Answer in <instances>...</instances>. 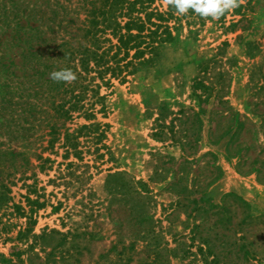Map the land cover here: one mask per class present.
I'll use <instances>...</instances> for the list:
<instances>
[{"label": "rangeland", "instance_id": "1", "mask_svg": "<svg viewBox=\"0 0 264 264\" xmlns=\"http://www.w3.org/2000/svg\"><path fill=\"white\" fill-rule=\"evenodd\" d=\"M88 2L0 0V180L10 198L0 205V264H211L207 252L240 245V253L264 254V181L248 173L253 159L264 160V0H244L243 16L232 10L222 21L175 11L165 24L179 35L176 44L145 54L151 61L129 74L82 72L77 82L86 89L63 95L70 103L80 95L82 108L51 119L50 134L39 103L18 96L35 84L24 79L33 65L26 50L37 46L29 27L43 26L41 37L52 39L59 71L62 58L78 57L75 44L66 46L71 57L59 44L82 36ZM99 39L112 60L116 39L108 30ZM235 118L243 126L230 141L223 134ZM238 149L246 158L239 166L229 156ZM201 198L207 204L194 206ZM210 204L226 208L232 222L218 223ZM245 212L253 220L238 226ZM232 232L241 240L231 245ZM250 264H264V255Z\"/></svg>", "mask_w": 264, "mask_h": 264}, {"label": "trees", "instance_id": "2", "mask_svg": "<svg viewBox=\"0 0 264 264\" xmlns=\"http://www.w3.org/2000/svg\"><path fill=\"white\" fill-rule=\"evenodd\" d=\"M97 0H89L88 4H90V10L86 14L84 21L87 22V25H84L83 34L78 39L73 42L68 43L65 40H61L59 47L62 48V57L65 56V52L71 57L74 53V48H66L68 44H75V47L79 48L76 59H66L62 58L63 63H65L61 69H71L76 74V80L72 83H64V82H55L51 79L50 74L56 69L51 60L53 57L52 48V39L50 41L47 40V37H41L42 32H40L39 28L42 30V27L36 26L37 28L29 27L35 35V40H37V46H29L28 50H26V54L29 58L33 59V65L31 67V74L26 76L24 79L28 82H35L33 87H28L23 90V92L19 93V99L24 105L33 106L34 103L37 102L40 105V110L43 114H46V124L49 125L51 119H69L70 111L81 109L82 106H79L82 97L75 96L73 97V101L70 103L68 100H64L63 95L68 93L70 87H77L79 89H86L87 85H83L82 82H77L78 80H82L84 76L90 72H94L98 75V77L102 78L106 72L110 71V76H119L122 71H126V74L137 71L139 67L144 66L149 63L152 59L153 53L158 49V47L164 44H176L179 40V35L177 33L172 34L171 29L165 23L173 17V13L176 9L172 5H167L166 10L161 12L154 8H150L153 0H98V3L95 2ZM243 8L242 5L234 9L235 14H241L243 16L244 12H241ZM187 14H196L191 9L187 12ZM228 12H225L224 15L220 16L217 21H222L225 18V15ZM211 17V16H209ZM154 18V20H151ZM20 29H24L21 26L18 27V31ZM45 29V28H44ZM49 29V27H48ZM51 30V28H50ZM109 31V34L112 35L116 39L115 45H113L115 52L112 55V60L105 58L107 55L106 50H101L100 47L96 43L100 40V34ZM176 28L173 29V31ZM18 31H14L16 34ZM53 31V29H52ZM18 35V34H17ZM81 37H84V45L81 43ZM17 37H15L16 39ZM53 38V37H52ZM86 42V43H85ZM51 43V44H50ZM129 50H133V54L129 60H127L123 64H119L128 54ZM122 51V56L118 59H114L117 57L118 53ZM152 54L145 58V54ZM76 60V61H75ZM11 63V62H10ZM11 65V64H10ZM131 67V69H128ZM78 68V69H77ZM82 72L84 74L82 75ZM92 78V77H91ZM90 78V79H91ZM33 80V81H32ZM90 83V80L89 82ZM6 92L11 89L13 83H7V81H3L2 84ZM38 86V88L36 87ZM37 88V91H36ZM203 89H207L206 87H202ZM30 90V91H29ZM8 94V93H6ZM204 96V99L207 100L210 96V92L206 94L196 95V98L199 100ZM13 97L10 93L6 96L7 99H11ZM99 97V96H97ZM35 99L34 103L30 101V99ZM5 99V98H4ZM100 99V97L98 98ZM69 103L67 107L65 105ZM162 108H166V104ZM172 114V113H171ZM173 115V114H172ZM198 117L197 121L198 125L202 121L200 120L201 112L197 113ZM235 117L237 114L235 113ZM243 124L235 118V125L229 128V132L223 134L224 136L229 135V140H233L236 137V134L239 130L242 129ZM49 133H56V126L54 124L49 125ZM221 139V138H220ZM198 138L195 140V143L198 142ZM180 150H184V144L178 143ZM185 144H190V141H184ZM48 147L52 146V141H48ZM241 150H236V152L232 155L229 154L230 157H235L237 159V165L245 164L246 158L243 157L240 153ZM193 154V153H192ZM181 157L183 158V163H190L191 160H188L192 157L189 155H185L182 153ZM251 165L248 169V173H254L259 182L261 180V166H264V160L253 159L251 161ZM7 187L2 180H0V205L10 200V198L6 195ZM231 196V195H227ZM194 206H198L201 204H207L206 199L192 200ZM243 203V202H241ZM244 204V203H243ZM209 208H215V212L211 214L215 216L217 222L226 226L230 224L231 214L224 207H219L216 205H207ZM220 208V209H219ZM195 209V208H194ZM209 212L208 210L206 211ZM209 214V213H208ZM252 215L249 212H245L238 219V226L248 225L252 222ZM196 226V225H195ZM197 227V226H196ZM228 238L227 236L222 235V239ZM233 241L232 244H235L236 241L241 240V238H236V232H232ZM202 244V252L205 250L207 252L208 240L203 239L200 240ZM241 245L237 249H230L224 252H207V255H210V263L211 264H219L220 259H227L229 257L237 258L244 262V264H250L253 260L262 259V255L258 254L255 251L244 250L240 253ZM213 249V248H211ZM213 253V254H212ZM11 261L8 259H1V263H10Z\"/></svg>", "mask_w": 264, "mask_h": 264}, {"label": "clouds", "instance_id": "3", "mask_svg": "<svg viewBox=\"0 0 264 264\" xmlns=\"http://www.w3.org/2000/svg\"><path fill=\"white\" fill-rule=\"evenodd\" d=\"M167 5H172L177 14H186L190 9L201 17L211 16L218 19L225 12L232 11L244 3V0H164ZM51 79L55 82L72 83L76 74L71 69L53 71Z\"/></svg>", "mask_w": 264, "mask_h": 264}]
</instances>
